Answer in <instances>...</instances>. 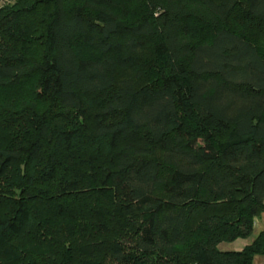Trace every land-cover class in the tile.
I'll use <instances>...</instances> for the list:
<instances>
[{"label": "trees", "instance_id": "obj_1", "mask_svg": "<svg viewBox=\"0 0 264 264\" xmlns=\"http://www.w3.org/2000/svg\"><path fill=\"white\" fill-rule=\"evenodd\" d=\"M264 0L0 6V264H255Z\"/></svg>", "mask_w": 264, "mask_h": 264}, {"label": "crops", "instance_id": "obj_2", "mask_svg": "<svg viewBox=\"0 0 264 264\" xmlns=\"http://www.w3.org/2000/svg\"><path fill=\"white\" fill-rule=\"evenodd\" d=\"M264 231V214H262L261 217L257 218L255 220V225H254V233L251 237L249 238H241L236 240L235 242L232 243H224L220 247L223 250H241L245 246L249 245L252 243V241L260 234V232ZM255 264H264V256L262 255H257L255 256L254 259Z\"/></svg>", "mask_w": 264, "mask_h": 264}, {"label": "rangeland", "instance_id": "obj_3", "mask_svg": "<svg viewBox=\"0 0 264 264\" xmlns=\"http://www.w3.org/2000/svg\"><path fill=\"white\" fill-rule=\"evenodd\" d=\"M9 1H11V0H0V6L4 5L5 3L9 2Z\"/></svg>", "mask_w": 264, "mask_h": 264}]
</instances>
